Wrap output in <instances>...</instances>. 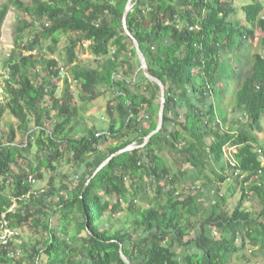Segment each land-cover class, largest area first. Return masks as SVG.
I'll return each mask as SVG.
<instances>
[{
  "label": "trees",
  "instance_id": "trees-1",
  "mask_svg": "<svg viewBox=\"0 0 264 264\" xmlns=\"http://www.w3.org/2000/svg\"><path fill=\"white\" fill-rule=\"evenodd\" d=\"M126 1L0 6V27L10 5L37 25L26 40L33 23L17 21L4 66L0 122L7 109L18 124L0 133V216L16 199L6 213L19 231L9 245L14 252L21 226L32 220L41 230L22 252L3 251V264H126L120 250L132 264H228L247 243L264 247V151L252 133L264 116V1L133 0L127 27L164 84L162 127L91 177L107 156L141 144L156 127L159 87L138 70L121 23ZM59 32L67 39L70 81L56 59L37 55L41 41L57 43ZM84 41L93 60L78 63L75 48ZM37 66L44 69L39 80ZM72 81L90 99L100 88L111 91L105 129L82 121ZM16 131L26 135L25 144L15 140ZM32 144L37 165L22 153ZM62 165L72 171L57 185ZM43 166L50 175L40 192L35 182L44 178ZM230 177L235 185L221 194L217 184ZM236 184L240 194L228 207ZM250 197L256 211L244 204Z\"/></svg>",
  "mask_w": 264,
  "mask_h": 264
},
{
  "label": "rangeland",
  "instance_id": "rangeland-1",
  "mask_svg": "<svg viewBox=\"0 0 264 264\" xmlns=\"http://www.w3.org/2000/svg\"><path fill=\"white\" fill-rule=\"evenodd\" d=\"M7 0H0V6L2 3L6 2ZM25 3H30L32 0H22ZM262 2L264 0H261ZM19 19L27 20L31 23H33V18L29 16L26 13H23L19 10H17L14 6L10 5L8 12L2 22V25L0 27V102H5L7 99V95L5 93V79L8 76L7 69L4 67L6 60L14 48V42H13V31L15 28V25ZM37 25L33 23L32 27L27 28L25 33V39L28 40L34 31L36 29ZM67 39L62 35L61 32L58 33V41L57 43H53L51 39L42 40L40 43L41 50L38 49L37 55H39L41 58H53L56 59L58 62V68L61 70V74L63 76H69V67L65 64V46H66ZM75 54H76V61L78 63H84L85 61L92 62L93 56L90 54V51L88 49V41H84L83 43H80L75 48ZM34 72L36 74L33 76L35 79H42L44 76V69L42 66H37L34 69ZM71 80L69 76V81ZM63 87V82L59 81V88H58V94H61ZM70 88L74 93V97L78 104V110L79 113H84V118L82 121L85 123L87 122L90 125H95L97 128L105 129L109 123V119L106 114V106L108 103V100L112 99L111 91L109 90H103V88H100V91H103V93L97 97H94L90 99L88 96H85L83 93L79 91V86L75 82H70ZM18 121L10 114V112L6 109L3 113L2 120L0 122V133H7L10 128H14L17 126ZM16 141L22 144H25L26 142V135L16 131ZM256 138V145L263 149L264 151V116H262L260 123L257 125L255 130L253 129L252 132ZM5 139V136L4 138ZM36 147L34 144H32V147L30 148L29 152H22L23 154L27 155L29 159L34 165L38 164L37 158L35 156L36 154ZM233 150L232 148L227 149V154L229 155V152ZM38 156H41L45 153V151H38ZM164 156L167 158V160L170 163H174V158L169 154V152H164ZM71 165H62L58 171L55 173V182L57 185H59L63 180L61 179V175L63 174H69L71 173ZM42 171L44 173V178L37 179L35 182V189L37 191H42L45 189L48 180L50 172H48L47 168L43 166ZM229 173V170H227ZM241 180V179H240ZM235 185V182L233 181V178L230 177L226 179L222 183L217 184L218 191L221 194L227 193L229 191V187ZM213 186V185H211ZM214 187V186H213ZM236 189L234 193L232 194L233 197H231L228 201V207H231L234 201L238 199V196L240 194L239 186L236 184ZM53 201L57 200V196L55 195ZM246 206L249 207V209H252V211H256L259 209V205L257 201L250 197L249 201L247 200L244 203ZM20 236L19 239L21 241H17L18 244V251L22 252V244H25L29 241H31L35 235H38V233H41V230L36 228L30 220L27 224L20 227ZM228 264H264V247L262 249L258 248L256 245H251L249 243L246 244V247L241 250L239 253L233 254L231 256V259L229 260Z\"/></svg>",
  "mask_w": 264,
  "mask_h": 264
},
{
  "label": "water",
  "instance_id": "water-1",
  "mask_svg": "<svg viewBox=\"0 0 264 264\" xmlns=\"http://www.w3.org/2000/svg\"><path fill=\"white\" fill-rule=\"evenodd\" d=\"M134 1L133 0H127L126 4L124 6L123 12H122V17H121V23H122V27L124 29V32L126 33V35H128L131 40H132V45L135 49V53L137 56V59L139 61V67L138 70H141L143 72V74L145 75V77L152 83H155L158 85L159 87V106H158V110H157V121H156V127L149 132L144 138H143V142L141 144H136V142H132L131 144L111 153L109 156H107L99 165L98 167L94 170V172L92 173L91 177L94 176L96 174L97 171H99L102 167H104L110 160L112 157L117 156L125 151L128 150H132L134 148L137 147H142L144 146L151 138L152 135H154L155 133H157L161 127H162V122H163V113H164V106H165V88H164V84L162 83V81L157 78L156 76L152 75L148 69V65L145 59V55L142 51V49L140 48L139 42L138 40L134 37V35L129 31L128 27H127V22H126V17L128 15V12L130 11L131 7L134 5ZM91 177L89 179H87L86 183L87 184L89 182V180L91 179ZM120 257L121 259L126 263V264H132L130 262V260L124 255V253L122 252V250H120Z\"/></svg>",
  "mask_w": 264,
  "mask_h": 264
},
{
  "label": "built area",
  "instance_id": "built-area-1",
  "mask_svg": "<svg viewBox=\"0 0 264 264\" xmlns=\"http://www.w3.org/2000/svg\"><path fill=\"white\" fill-rule=\"evenodd\" d=\"M262 163H264V156H261ZM28 181L31 183L35 182V179L32 176H29ZM31 191L27 194L18 197V200L26 199L30 196ZM17 205V200L14 199L12 205L8 208L7 212H14V208ZM6 212V213H7ZM6 213H2L0 216V264H3L1 254L3 251L7 250L8 256L16 255V252L10 250V243L16 239L18 236L19 231L11 224V219L7 217Z\"/></svg>",
  "mask_w": 264,
  "mask_h": 264
},
{
  "label": "crops",
  "instance_id": "crops-1",
  "mask_svg": "<svg viewBox=\"0 0 264 264\" xmlns=\"http://www.w3.org/2000/svg\"><path fill=\"white\" fill-rule=\"evenodd\" d=\"M84 115V113H82Z\"/></svg>",
  "mask_w": 264,
  "mask_h": 264
}]
</instances>
